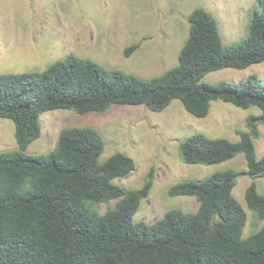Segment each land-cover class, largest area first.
I'll return each mask as SVG.
<instances>
[{
  "label": "trees",
  "instance_id": "obj_1",
  "mask_svg": "<svg viewBox=\"0 0 264 264\" xmlns=\"http://www.w3.org/2000/svg\"><path fill=\"white\" fill-rule=\"evenodd\" d=\"M258 2L247 34L230 45L214 14L193 9L179 64L150 78L75 53L43 70L0 73V116L14 121L18 144L0 152V264H264V225L243 236L248 214L233 193L239 177L250 176L245 199L264 220V193L256 181L264 176V155L258 157L255 145L264 125V79L252 73L238 82L204 81L211 71L264 61V0ZM137 47H127L126 55ZM174 99L197 117L208 116L215 100L261 110L247 117L239 140L196 132L182 141L187 163L216 164L240 153L247 163L242 171L218 170L172 185V196L198 197L195 212L169 209L152 223L135 221L154 172L139 188L115 183L136 169V161L122 151L101 160L106 141L93 126L63 128L53 150L27 152L42 134L46 111L83 114L116 104L163 111ZM113 199L115 207L105 213L93 209Z\"/></svg>",
  "mask_w": 264,
  "mask_h": 264
},
{
  "label": "rangeland",
  "instance_id": "obj_2",
  "mask_svg": "<svg viewBox=\"0 0 264 264\" xmlns=\"http://www.w3.org/2000/svg\"><path fill=\"white\" fill-rule=\"evenodd\" d=\"M258 0H0V73L43 70L70 53L91 58L106 67L118 68L142 78L164 73L179 64V54L190 30L188 16L204 7L218 20L223 42L230 45L248 31ZM137 44L130 55L126 48ZM257 73L264 79V61L247 68L227 67L211 71L206 82H238ZM261 110L241 108L215 100L206 117L189 112L182 100L174 99L163 111L147 105L116 104L106 111L77 113L55 109L41 115L42 134L28 153H47L55 148L60 131L70 126H93L103 135L106 149L101 160L122 151L136 161V169L115 183L141 187L150 171L154 185L134 215L135 221L152 223L169 209L195 212L198 197L172 196V185L189 178L201 179L218 170L247 168L243 153L216 164H190L183 160L181 143L193 133L239 140L238 130ZM255 139L258 157L264 155V125ZM18 149L15 123L0 116V152ZM253 179L239 177L233 189L248 214L243 230L247 237L264 225L257 220L245 199ZM264 193V176L256 179ZM117 199L94 204L100 214L115 207Z\"/></svg>",
  "mask_w": 264,
  "mask_h": 264
}]
</instances>
